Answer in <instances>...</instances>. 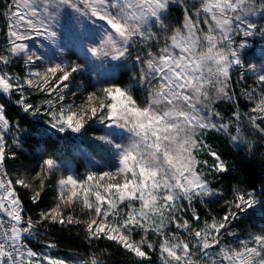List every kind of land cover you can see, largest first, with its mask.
Wrapping results in <instances>:
<instances>
[{"label":"snow or ice","instance_id":"1","mask_svg":"<svg viewBox=\"0 0 264 264\" xmlns=\"http://www.w3.org/2000/svg\"><path fill=\"white\" fill-rule=\"evenodd\" d=\"M174 5L183 13L176 24L169 20ZM3 9L0 264H68L27 243L56 224H83L89 242L114 241L136 258L133 264H153L154 256L159 264H264V224L258 234L224 242L236 235L229 230L234 221L264 209V191L234 187L232 199L224 201L225 214L211 221L201 223L194 207L223 196L209 177L228 172L205 141L209 132L224 133L237 149L251 151L240 127L246 115L264 138V64L241 56L248 38L264 37V23L258 22L264 20V0H5ZM67 9L100 34L87 49L91 57L117 61L118 68L132 62L136 71L129 83L108 79L81 93L79 102H68V94L77 96L72 81L83 66L52 62L36 50L40 41L57 40ZM17 63L23 74L14 70ZM33 93L45 98L33 104ZM4 98L27 115H46L45 123L58 133L83 135L92 123L103 125L106 133L92 139L113 153L114 163L83 178L71 172L57 176L64 172L62 162L42 155L35 167L10 171L6 164L17 159L24 129L8 115ZM241 98L249 102V111L235 110L226 121L217 101L238 108ZM34 127L43 134V128ZM20 189L30 193L27 201ZM49 189L54 190L52 206L30 215L28 202L39 208ZM81 212L87 219H80ZM260 214L264 217V211ZM79 264L105 262L93 253Z\"/></svg>","mask_w":264,"mask_h":264},{"label":"rangeland","instance_id":"2","mask_svg":"<svg viewBox=\"0 0 264 264\" xmlns=\"http://www.w3.org/2000/svg\"><path fill=\"white\" fill-rule=\"evenodd\" d=\"M4 3L5 0H0V12H3L4 10ZM182 18L183 13L180 6H172L170 10L169 20L173 24H176L178 21L182 20ZM258 22L264 23V20H260ZM4 25V17L0 16V29H2ZM90 36H92L93 38H89ZM99 39L100 34L97 32L96 28L93 27L90 21H88L84 17H80L71 9H67L61 14L60 17V26L57 40L54 43L47 40H43L38 42L37 44L36 50L39 53L43 54L46 59H50L52 62H63L66 64L83 66L81 71H78L74 74V79L72 81V90L75 91L77 88H79V91L77 92L76 97H73L71 94L67 95V100L69 103L72 102L73 99L79 102V97L81 93H83L85 90L93 91L101 87V85L108 79L113 80L120 70H130L132 74L136 71V69L133 68L131 61H128L124 67L118 68L113 66L114 64L119 63L117 61L91 57L90 53H87V49L94 42H98ZM248 41L249 46L241 51L242 58L245 59L247 63H254L257 65L264 64V55L261 54L262 50H264V37L257 35L248 38ZM4 42L5 41L3 32H0V45H2ZM22 68V63H17L14 66V70L17 72H21V74H23ZM248 83H251V81L249 80ZM236 89L237 91H240V85H236ZM137 94L140 96L141 99H143L142 92L138 91ZM44 98L45 97L43 95L33 93L30 98V102L33 104H39L40 101ZM3 102H6L8 104V114L13 115V119L20 120L21 126L24 129V131L20 134L23 147L20 149H16L18 155L21 152H25L26 146L29 145V143H32L30 139H26V136H30L33 134H36L37 136L40 135L35 131L34 127L39 126L44 129L43 134L52 133L53 135H58L59 144L57 150L47 154L55 155L62 162L64 172L58 173L57 176L67 175L69 172H71L74 173L78 178H83L89 172L99 173L102 171H107L109 170V167L114 163L115 157L113 153L108 151L107 147L104 146L100 141L92 139L94 136H101L106 133L107 129H105L103 125L99 123H92L90 125L91 130L84 133L83 135L74 134L71 132L58 133L56 130L51 129L50 126L45 123V121H47L48 119L46 115L42 114L39 117H32L23 113L19 108H17L15 104H13L11 101H8L7 98H4ZM216 108L218 111L221 112V114L225 117V120L227 121L232 118V113L235 110L246 114L249 111L250 105L247 100L241 98V102L238 108L234 106L231 102L226 100L217 101ZM240 127L242 130H244L245 138L251 141L253 148L260 143L264 145V138H262V136L256 130L251 128L247 121L246 115L242 117ZM261 127H264V123L261 124ZM205 141L206 143L211 145L212 148L217 152H219L217 150L218 142L221 141H226L227 144L235 150L244 151L245 149H247L243 147L237 149L236 146L228 139L227 135L224 133L209 132L205 137ZM200 158L208 159L209 163L212 162V158L208 157L206 154H201ZM223 160L225 161V159ZM16 162L17 161L8 160L6 167L10 171L15 172ZM35 164H37V162H35ZM209 179L211 180L212 185L214 186L216 174L210 176ZM53 180H55V177L53 178ZM21 190L25 189H20V191ZM209 199L210 198H206V202L204 204H200L198 202L194 203V207L202 217L201 223L203 222V220L211 221L213 217L219 219L227 211V206L224 204L225 200H223L222 204L220 205L221 208H224L222 213H219L220 209H217L216 212L212 210H207L204 205ZM53 202L54 197L52 201L49 202V204L38 209L35 214L41 210L51 207ZM77 207H79V205ZM260 213L261 210L250 215H245L240 219L234 221L233 226H231L229 230L236 233V235L226 236L224 242L226 244L234 243L238 239L247 238L250 233H260L262 231L261 225L264 224V217H262ZM29 214L31 215L30 212ZM80 219H87V217L83 215V212L80 213ZM80 226L83 227V230L85 231L84 225L80 224ZM40 231L37 234L31 236L27 241L28 246L31 247L34 251H37L41 254L49 255L53 258L64 259L68 261V264H79L81 260H86L78 254H73L68 257L65 256L63 253L59 252L56 249L57 246L54 241H46L44 239H41ZM135 238L139 239V236H136ZM102 239L107 240L106 238ZM152 240L153 242H156L157 238L153 235ZM31 243H35L37 245V249H34ZM49 244L55 246L48 247ZM133 258L136 260L134 256ZM153 264H159V260L158 258H156V256L153 257Z\"/></svg>","mask_w":264,"mask_h":264},{"label":"trees","instance_id":"3","mask_svg":"<svg viewBox=\"0 0 264 264\" xmlns=\"http://www.w3.org/2000/svg\"><path fill=\"white\" fill-rule=\"evenodd\" d=\"M131 79L132 72L124 69L117 73L113 81L127 84ZM9 116L12 117L13 115ZM26 139H30L32 143L26 146L25 152L19 153L17 159L13 160L17 161L15 164L16 170H24L25 167L28 169L35 167V162H38L42 155L56 151L59 144L58 135H53L52 133L38 136L33 134L26 136ZM217 150L221 157L225 159L228 167V172L216 174L214 182V186L220 189L223 196L210 198L204 207L214 212L220 209L219 213H222L224 208H221L220 205L223 200L232 199L234 187L241 186L248 190L255 189L257 192L264 191V145L260 143L251 151L248 149L242 151L235 150L226 141H221L218 142ZM53 191V189L47 191L39 208L32 206L28 202V206L32 208L31 215H35L38 209L52 201L54 197ZM20 192L27 201L30 193L27 190H21ZM261 211H264V209H261ZM44 229L40 231V238L46 241H54L57 246L56 249L67 257L78 254L87 260L93 253H96L101 256L105 264H133L135 261L133 256L113 241L99 239L89 242L83 227L80 225L62 226L56 224L49 225ZM31 244L34 249H37L35 243Z\"/></svg>","mask_w":264,"mask_h":264}]
</instances>
